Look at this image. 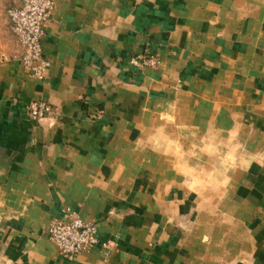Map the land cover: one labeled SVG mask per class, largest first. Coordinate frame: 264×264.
<instances>
[{
	"label": "crops",
	"instance_id": "obj_1",
	"mask_svg": "<svg viewBox=\"0 0 264 264\" xmlns=\"http://www.w3.org/2000/svg\"><path fill=\"white\" fill-rule=\"evenodd\" d=\"M2 21L0 264H264V0H54L44 80ZM65 207L109 246L62 256Z\"/></svg>",
	"mask_w": 264,
	"mask_h": 264
},
{
	"label": "built area",
	"instance_id": "obj_2",
	"mask_svg": "<svg viewBox=\"0 0 264 264\" xmlns=\"http://www.w3.org/2000/svg\"><path fill=\"white\" fill-rule=\"evenodd\" d=\"M53 9L54 0H19L17 6L7 11L11 31L20 49L21 65L25 72L37 80L45 79L50 66L42 45L45 26L51 20ZM129 63L155 69L159 64V57H131ZM50 111V104L44 100H36L30 102L28 115L31 121L38 122ZM46 237L62 256L69 259L92 251L98 244L104 248L109 246L108 241L98 238L95 223L84 221L69 207H65L60 216L49 220Z\"/></svg>",
	"mask_w": 264,
	"mask_h": 264
},
{
	"label": "rangeland",
	"instance_id": "obj_3",
	"mask_svg": "<svg viewBox=\"0 0 264 264\" xmlns=\"http://www.w3.org/2000/svg\"><path fill=\"white\" fill-rule=\"evenodd\" d=\"M7 4H8L7 2L5 3V1L0 0V29L2 28V23H3L2 20L4 19V15L7 14L8 9L11 8V7L7 6ZM1 9L3 10V12L5 14H3ZM7 16H8V14H7ZM10 29H11V25H10ZM0 33H1V31H0Z\"/></svg>",
	"mask_w": 264,
	"mask_h": 264
}]
</instances>
